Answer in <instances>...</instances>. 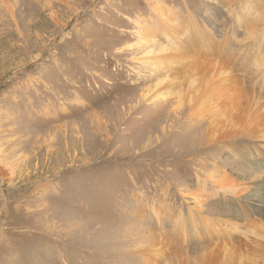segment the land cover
I'll return each mask as SVG.
<instances>
[{
    "label": "rangeland",
    "instance_id": "374dc122",
    "mask_svg": "<svg viewBox=\"0 0 264 264\" xmlns=\"http://www.w3.org/2000/svg\"><path fill=\"white\" fill-rule=\"evenodd\" d=\"M162 7L207 27L197 72L214 74L206 57L247 68L242 78L257 76L264 100V19L254 17L263 32L248 39L230 19L237 4L0 0V264H264L261 153L247 139L209 142L207 123L229 113L214 103L213 81L177 69L165 89L166 72L141 60L168 44L144 39L172 25L154 19ZM191 84L208 95H191ZM197 96L207 100L200 118L186 108ZM247 161L261 172L251 192L240 185L251 181ZM221 175L239 182V208L228 192L212 195L227 184Z\"/></svg>",
    "mask_w": 264,
    "mask_h": 264
},
{
    "label": "bare ground",
    "instance_id": "6f19581e",
    "mask_svg": "<svg viewBox=\"0 0 264 264\" xmlns=\"http://www.w3.org/2000/svg\"><path fill=\"white\" fill-rule=\"evenodd\" d=\"M211 1H213L214 3H217L221 7H225L226 10L228 8H232L233 6L237 4L238 8L235 7L234 9L230 11L232 15L230 19L238 18V21H236V23L244 26L245 27L244 29H247L248 39L256 41V39L262 34L263 32L262 24H258L257 22L253 24L250 22L254 21V17H255V21L256 19H260L261 21L264 19V0H258V1H255V0H211ZM183 7L185 11L186 6H183ZM252 11L255 14H252ZM177 13L178 12H175L172 10L171 11L168 10L165 12V9H163V7L162 9L158 10V12H154V16H155L154 19H157L158 21L162 19V17H164V19L170 22L172 25H168V26L165 25L164 27L163 24L160 23L161 25L159 26V28L163 30H158V31L154 30V34H145L144 39L148 40V42L151 43L156 40V38H153V37L158 35V36L163 37L165 39V43L166 44L168 43V44L162 51L154 54L155 59L153 58L150 59L151 53H148L149 56L141 60L143 62H145L146 60V63L152 62L154 63V66L159 67L158 70H162L161 71L162 73L166 72L165 74L166 77L165 79H163V81H165V84H167L166 86L164 85L165 89H168V87H170L168 85V82H173L177 78L176 76V74L178 73L176 72L177 69H182L183 71H185L183 72L181 70L180 73L183 72V75L187 77L186 79H191L194 76L201 75V79H202V82L205 84V87L207 86L209 81H213V83L215 84L213 101L217 107H221V106L228 107L229 113L225 114V116L220 115V117H222L221 121H223V123L219 127L215 128L211 122L207 123L206 130H203L202 124H200L199 127L204 132L209 134L210 136L209 142L215 141L217 139L223 142H228L227 140L228 138H232V139L235 138L236 140H246L247 139V142H249L248 150L251 149L253 153V157H258L257 154L261 153L260 156H262V158L264 159V152L262 150L263 149L262 146L264 145V100L257 98V93L253 89V85H255L254 80L256 79L257 76H255L253 73L252 74L248 73L245 76L246 78H242L243 73H247V68H236L235 65H232L230 68L227 66H223L221 64L216 65V63L218 62L212 63L214 59L217 60L216 58L212 60L211 59L206 60L207 57L204 58L203 61L204 62L209 61V64L212 65V71L214 72V74L211 75L210 73H205L207 70H203V69L200 72H197L195 67H203V66L201 65L202 61L193 60L192 58L195 55L194 46L196 44L199 45L203 43L202 41L203 39L200 37L203 35V33H205V31H207L206 30L207 27L202 22H199L198 25L197 24L194 25L193 20L191 21V18L186 16V20H184L182 16H179ZM155 21L153 22L155 23ZM245 21H246V24H245ZM234 31L236 30L231 31V35L232 34L234 35ZM255 36H257L256 39H252ZM186 42H188L189 47L184 50L186 46ZM231 45H234V44H231ZM241 47L245 49L246 51L247 48H244V46L241 45L239 49ZM206 51H208V49ZM156 54L158 55L156 56ZM229 55H231L233 59H237L238 61L240 60L238 55L233 54V52ZM241 62H243L242 59H241ZM216 66H218V68H215ZM259 69L260 71L257 75L261 73L262 68H259ZM235 71H236V74H235ZM240 74L242 75L241 77H240ZM263 74H264V69L262 71V75ZM189 88H190L189 92L191 93V95H194L196 93L203 95V96L208 95L206 89L204 88L195 90L192 88V84L191 86H189ZM161 92H162L161 82H158L155 86V91H154L156 99L163 98L164 93L162 95ZM188 98L191 101L192 98L194 97H191V98L188 97ZM205 103H207L206 99H204V103H203L197 96L196 102L193 105H190L189 107H186V108L187 110H190V111L192 110L194 112L195 114L194 117L200 118L201 116L205 115V113L202 112V109ZM249 138L251 139L250 141H249ZM203 139L204 137L201 136L200 139L198 140H200L201 142L203 141ZM235 145H237V143L235 144V142L233 141L230 145V148L234 152L233 155L237 158L238 157L240 158L241 155L238 152ZM217 162L219 161H216L213 158V162H212L213 166ZM246 169H247L246 171L243 170L241 172L243 174L244 172H247L248 174H250L251 181H249L250 183H246L245 181L240 185L247 186V189H248L247 192H251L253 190V186L251 183L257 180L256 175L260 174L261 172H259V170L255 166V163H253L252 161H247ZM260 170L262 171V169ZM214 173H215V170L211 172V174H214ZM207 178L209 179L210 176H207ZM208 179H205L206 182L210 181L208 182L210 184L216 183L212 181L213 179H209V180ZM222 180H227V184H219L218 187L215 188L216 190L214 191L212 195L225 199L223 193L228 192V197H226V203L229 206H237L239 208L241 204L240 199L242 198L241 196H239V186H238L239 182L235 180H229L227 177L225 178L223 175H221V177L219 178V181L221 182ZM197 216H199V214H197Z\"/></svg>",
    "mask_w": 264,
    "mask_h": 264
}]
</instances>
